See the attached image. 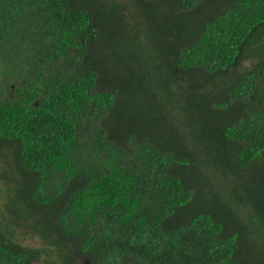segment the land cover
<instances>
[{
	"label": "trees",
	"instance_id": "16d2710c",
	"mask_svg": "<svg viewBox=\"0 0 264 264\" xmlns=\"http://www.w3.org/2000/svg\"><path fill=\"white\" fill-rule=\"evenodd\" d=\"M0 166V264H264V0H0Z\"/></svg>",
	"mask_w": 264,
	"mask_h": 264
},
{
	"label": "rangeland",
	"instance_id": "374dc122",
	"mask_svg": "<svg viewBox=\"0 0 264 264\" xmlns=\"http://www.w3.org/2000/svg\"><path fill=\"white\" fill-rule=\"evenodd\" d=\"M251 62V59H248L244 64V66H248L249 63ZM2 166H0L1 168ZM203 175L204 177H217L219 185H218V189L221 190L222 186L221 184H227L229 183V181H231L233 178L232 177H228L227 176H222V173H219V176L214 173L208 166L203 167ZM244 179L242 181H237V182H233L231 184H236L237 183V187L238 188H243L244 185H250L252 187H254L256 185V173L254 172H248V174H246L244 177ZM22 181V180H21ZM23 183V182H22ZM3 186V185H2ZM224 186V185H223ZM15 185L11 184L9 185V187L7 188V190L5 191V189L3 190V197L6 199V203H5V207L6 208H11V200L12 198H15ZM5 216L7 217V214L4 213ZM17 234L22 238L23 242H25L27 245L31 246V247H35V246H41V241H39L38 238H36L35 236H32L31 234L26 233L24 230L22 229H16ZM87 261L85 260H79L78 263L79 264H86ZM33 264H44V261L41 260L39 262H34Z\"/></svg>",
	"mask_w": 264,
	"mask_h": 264
}]
</instances>
